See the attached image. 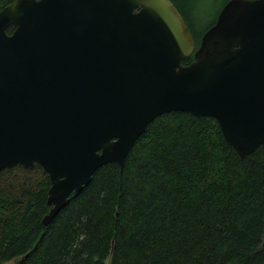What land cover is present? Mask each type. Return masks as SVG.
I'll use <instances>...</instances> for the list:
<instances>
[{"label":"water","instance_id":"95a60500","mask_svg":"<svg viewBox=\"0 0 264 264\" xmlns=\"http://www.w3.org/2000/svg\"><path fill=\"white\" fill-rule=\"evenodd\" d=\"M171 112L215 120L239 159L264 144V0L226 2L198 49L170 0L0 10V171L48 176L44 226Z\"/></svg>","mask_w":264,"mask_h":264},{"label":"trees","instance_id":"16d2710c","mask_svg":"<svg viewBox=\"0 0 264 264\" xmlns=\"http://www.w3.org/2000/svg\"><path fill=\"white\" fill-rule=\"evenodd\" d=\"M170 1L198 49L229 0ZM49 187L37 165L0 171V264H264V144L239 159L211 118H156L44 226Z\"/></svg>","mask_w":264,"mask_h":264},{"label":"rangeland","instance_id":"374dc122","mask_svg":"<svg viewBox=\"0 0 264 264\" xmlns=\"http://www.w3.org/2000/svg\"><path fill=\"white\" fill-rule=\"evenodd\" d=\"M209 20H210V19H209ZM209 20L207 21V24L210 22ZM207 24H206V25H207ZM5 264H13V261H10V262L5 263Z\"/></svg>","mask_w":264,"mask_h":264}]
</instances>
